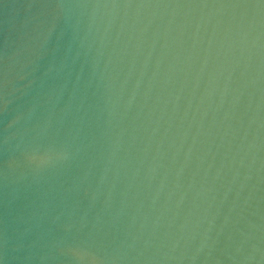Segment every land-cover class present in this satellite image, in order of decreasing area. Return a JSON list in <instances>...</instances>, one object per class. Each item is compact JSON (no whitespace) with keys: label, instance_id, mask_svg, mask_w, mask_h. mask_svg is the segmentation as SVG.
<instances>
[{"label":"water","instance_id":"water-1","mask_svg":"<svg viewBox=\"0 0 264 264\" xmlns=\"http://www.w3.org/2000/svg\"><path fill=\"white\" fill-rule=\"evenodd\" d=\"M0 264H264V0H0Z\"/></svg>","mask_w":264,"mask_h":264}]
</instances>
